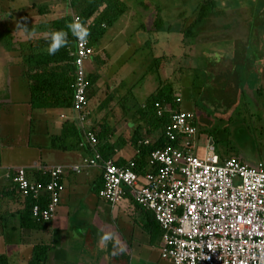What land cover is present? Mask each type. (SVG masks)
Returning a JSON list of instances; mask_svg holds the SVG:
<instances>
[{
    "label": "crops",
    "instance_id": "crops-1",
    "mask_svg": "<svg viewBox=\"0 0 264 264\" xmlns=\"http://www.w3.org/2000/svg\"><path fill=\"white\" fill-rule=\"evenodd\" d=\"M125 2V0H123ZM202 0H195L193 2V6L189 13L184 16V5L187 0H180L179 3L181 4L179 9H181V13L179 14L180 26L177 29L178 33V41L180 42V47L185 46L188 48L187 53H192L193 47H196L199 43L196 42L198 36L203 33L205 28V23L197 26L195 36L192 39L191 43L183 44L182 42V34L180 32L183 29V26L190 23L196 14V9L198 4ZM127 5L126 14H128V18L133 17L137 14L142 13L141 9L149 10L147 14L142 15L144 22L138 24L137 27L133 29L134 34L136 35L137 39H144L143 41L139 42V44L147 45V43L155 45V48L159 47L161 50L166 47V43L169 42V39H172L170 34L171 24L169 21L166 20V16H163L165 12H167L165 6L163 10H160L156 7H151L148 0H134L125 2ZM218 4V3H217ZM45 6V12H38L36 9L38 6ZM219 7H217L218 9ZM17 11L12 12V11ZM183 10V11H182ZM179 11V12H180ZM12 12V13H10ZM71 8L69 5V0H63V3L60 0H55L54 2L47 3L43 2L41 4H37V2H31L27 4H19L17 0H0V138L2 139L3 136L7 138H12V134H21V137L26 138V144L29 145L30 134H34V141L33 144L36 146H44L52 150V160L49 162L41 161V160H30L27 162H22L20 164H3L0 166V169L5 171L3 175L0 177V208H3L2 211V218L4 221H8L9 218L14 219L15 224L19 226V236L20 242H15L11 239L10 236L6 238L1 234L2 230H0V248L4 247V249L0 250V252H4L7 254V247L14 246L16 249L15 258H23V260L30 255V251L32 246L34 245L31 242V238L33 237V233L36 239L40 238L39 232L43 230L48 231L47 236L53 237L54 232H56L54 222L56 220V213L58 208L60 212L62 211V204L60 202L62 192L65 189V180L66 178L69 180L70 175H75L73 173L66 174L62 179L63 190L59 196V203L56 207L54 218L49 221L48 223L44 224L42 227L38 229H29V228H22L19 225V210L22 209V197L18 196L14 190H12V183L10 180V171L12 167L15 166H30L34 164H46V165H54V164H65V163H73L80 161L83 157L88 155V145L81 146L71 144V148H66L68 144L64 145L62 149H56L51 147V137L55 135H59L63 132V127L65 125H69L71 121L75 122V113L70 107H64L60 105L61 101L66 102L64 97L68 96L69 85L74 78V66L72 64L71 59V49L73 48L74 43L70 42L68 46L63 47L53 55L47 61H40L38 63L35 62L34 56V49L35 48V41L39 40H48V32L47 30L40 31V32H33L31 31V27L36 26H44L49 27L47 23L51 24V21H55L56 19L65 17L67 15H71ZM124 12V13H125ZM123 13V14H124ZM154 14L153 17L150 15ZM122 14V15H123ZM18 23L27 27L29 29L28 32L23 31L22 29L18 30L19 33H15L12 30L13 24H11V20L13 16ZM121 15V16H122ZM161 16L163 19V29L160 32L154 30L153 27V20L156 16ZM120 16V17H121ZM213 17L212 15L209 17L208 21L212 22L214 20L210 19ZM149 18H151L149 20ZM207 21V22H208ZM216 22V21H215ZM186 23V24H185ZM59 25V26H58ZM57 26L60 27L59 30L67 31V27H64V22L60 21V23L52 24L50 30L51 31H58ZM52 27H56L52 29ZM18 28H20L18 26ZM211 32H215L216 27L209 28ZM105 32V31H104ZM103 32V34H104ZM260 32V33H259ZM258 32V30H254L252 33H248L245 39H252L253 40L258 35L264 36L263 27ZM97 40L93 45V55L90 57L89 60L85 62V71L86 74H98L97 80L93 84V88L95 92H98L103 87L109 86V91L105 94V96L109 93H114V96L109 101L107 107L103 108L107 110L105 114H103L100 118L93 119V122H89L87 118L86 126L96 123L98 119H101L105 116V120H108V115L113 112V106L115 103L117 105L123 106V95H120L118 92V83H112L110 81L111 78L114 77L115 74L106 77L105 73L101 70V67L105 66L107 62H109V54L106 51V47H100V40L103 36ZM145 38H144V37ZM180 36V37H179ZM254 36V37H252ZM230 37V36H228ZM261 42L264 40L261 38ZM249 41V40H248ZM158 43H161L157 45ZM165 43V44H163ZM249 45V42H247ZM250 43V44H251ZM196 44V45H195ZM256 45H253L255 48ZM46 48V47H45ZM135 49V47H134ZM259 51V50H258ZM260 53V52H259ZM157 56H162L163 60L158 67L159 70H163L161 65L167 61L170 56L164 55V52L157 53ZM206 54V53H205ZM156 55V54H155ZM154 57V56H153ZM152 57V58H153ZM214 57V56H213ZM44 57L43 59H46ZM261 60V57H259ZM223 59L216 58L214 61H209L207 66V71H210V74L213 76L212 80H217L216 87H219V81H225L223 84L226 87L228 81L232 83L233 86V79H225V75L227 73L231 74L235 69L234 63L232 62L231 58L229 67L223 71L218 69H223L222 67H217L216 65H227L223 63L221 60ZM152 60V59H151ZM91 62L92 67L96 65L94 70L87 68V63ZM261 62V61H259ZM169 65V63H168ZM245 70H250V74L254 76L259 81V86L261 82L264 81V62L263 64H258L254 66L253 64H249L243 66ZM172 65H169V74L166 78L170 77V73L172 72ZM192 69L196 70L195 66ZM218 70V72H212L213 70ZM197 71V70H196ZM206 71V72H207ZM254 71V72H253ZM161 72V71H160ZM158 78H160L161 74L158 73ZM166 76V75H165ZM122 84V81L120 82ZM32 86L36 88L33 90ZM255 87H258L255 85ZM264 88V84L261 86ZM250 92V96H256L257 92L255 90H248ZM110 94V95H111ZM104 96V98H105ZM178 98L179 96L176 95ZM38 104L33 102V98ZM36 97V99H35ZM103 98V99H104ZM90 99V98H89ZM87 100V112L89 116V109H88V101ZM102 99V100H103ZM101 100V101H102ZM255 101L257 99L255 98ZM100 103V102H99ZM98 103V104H99ZM111 104L112 110H111ZM98 106V105H97ZM96 109H98L96 107ZM127 114L120 117L119 114L111 115L113 121L109 123L112 127L111 135L108 138L109 143L115 144L116 146L113 149L112 158L114 160L117 159H124L129 160L135 153V149L133 148L132 144L129 141V137L134 131L135 127L140 124V131L143 135H148V137H143L144 140L151 141L157 135H154L156 132H150L145 134V128L141 125V121H138V115L133 113L134 110H129ZM115 117V118H114ZM38 120V124L40 127H32L33 121ZM129 120V121H128ZM132 120V121H130ZM143 124V123H142ZM22 126L25 127L23 132L12 130L13 127ZM139 127V126H138ZM25 133V134H24ZM39 136H42L41 138ZM45 138V142H44ZM118 138H123L124 140H119ZM19 140V139H18ZM69 141V140H67ZM23 144L24 142L20 140ZM66 142V141H65ZM123 142L122 146H118ZM68 143V142H67ZM85 143V142H84ZM11 148H14L9 146ZM90 149V148H89ZM192 152V151H191ZM90 153V152H89ZM193 153V152H192ZM219 155V154H218ZM220 157V156H219ZM227 157H220V159H224ZM264 164V161H262ZM97 173L94 174V177L90 179L87 178V184L90 183V187L98 184L100 179H97L101 173V169L95 167ZM87 171V170H86ZM88 176V172H86ZM68 176V177H67ZM90 180V181H89ZM7 181V182H6ZM76 183V182H75ZM73 183V184H75ZM77 184L74 188H70L68 193L64 196L63 204L68 205L70 204L75 197L78 195L77 193ZM92 190V188H90ZM93 192V191H92ZM94 193V192H93ZM90 192H87L85 196L82 198V211L80 218L75 221L72 220V224L70 229L72 230L74 227L76 230V236L78 238H83L84 241L82 245H79V248L75 251L74 248L76 243L74 241H68L67 235L65 231H60L63 228H66L69 225V215L70 212H66L67 218L63 215L57 217L56 224L57 228H59V233L57 236V246H53V248L49 251L48 257V264H140V263H149L150 262V248L147 246H151L155 241L159 243V250H160V229L157 226V223L154 220V217L150 211H147L138 205H136L133 199L129 195L123 196L119 202L111 206L106 201L102 200L97 196L94 199ZM93 204L95 205L93 207ZM69 206V205H68ZM95 209L96 216L91 217V211ZM90 211V212H89ZM89 217H88V216ZM101 215V216H100ZM123 215H127L134 221L131 225L128 222V219L122 218ZM88 218H87V217ZM0 218V222L2 220ZM117 221L118 225L116 230L119 228L118 236L115 237L112 235V239L105 244L104 249H99L100 243V236L104 233L114 234L113 228H110L106 225V220ZM53 222V225L51 224ZM140 224V228L142 229V234L145 232V235L140 234L137 230H135L134 225ZM83 224V229L82 225ZM65 226V227H64ZM82 229V232L78 230V228ZM0 228L1 227L0 225ZM94 236V238H90ZM42 237V236H41ZM141 239L145 240V243L141 241ZM26 245V246H25ZM103 256L106 257L103 258ZM161 258V257H160ZM165 261V264H172L170 261L161 258ZM27 260V259H26ZM27 262V261H26ZM159 263V262H158Z\"/></svg>",
    "mask_w": 264,
    "mask_h": 264
},
{
    "label": "rangeland",
    "instance_id": "rangeland-1",
    "mask_svg": "<svg viewBox=\"0 0 264 264\" xmlns=\"http://www.w3.org/2000/svg\"><path fill=\"white\" fill-rule=\"evenodd\" d=\"M34 1L37 2V4H41L43 2L51 3L55 0H17L19 4H27ZM60 1L63 3V0ZM129 1L134 0H125L126 3ZM179 1L180 0H148L150 6L158 8L160 12L163 10L164 5H166L165 8L167 12H165L163 16H166V20L171 24L172 30H170V34L172 39H169V42L166 43V47L162 50L159 47L155 48V45L150 43H147V45L139 44V42L144 39H137L136 35H133V29L137 27L138 24L144 22L142 15L149 12V10H144V8L141 9L142 13L130 18H128V14L125 12L112 25L105 29L100 40V47H106L110 60L105 66L101 67V70L105 73L106 77L115 74L110 81L112 83H118V92L124 97L122 100L124 107H122V104H111L115 107L113 108V112L108 115L107 121L109 123L113 121L111 115L115 116L119 114L121 117L125 108L129 110L139 109L145 98L159 85L157 74L160 73V78L164 80L170 72L169 65H172V72L168 79L173 83L175 95L179 96L181 109L192 111L198 108V110L207 114L210 118L209 124L205 122H198L196 124L197 133L194 136L184 138V141L188 143V149L198 157H203L206 153H215L223 155L224 157L236 155L241 161L249 165H253L258 161H264V110L259 109L264 104V94H262V96L256 95L253 97L250 96V92L247 91L249 94L245 97L246 99L242 97L241 101H237V95L234 92L232 83L228 81L225 87L223 85L225 81L221 80L218 82L219 87H216L217 82L215 81L217 80H212L213 76L210 74V71H207L209 61H214L215 58L217 61V58L220 59L223 57L221 61L227 65H216V68H223L218 70L223 71L229 67L230 60L227 59V57L231 58L234 63L233 58L237 55L242 56L244 54L248 59L251 58L245 65L253 64L256 66L260 63L263 64L264 42H261V38L264 40V36L258 35L259 37L255 38L252 43V39L250 38L249 44L251 43V45H247L248 43L245 38L248 33H252L254 30H258L259 32L262 27L264 31V0H217L219 9H216L217 13L213 14V17L210 18L214 21L205 23L206 30L198 36L196 42L198 41L197 43L199 44L193 47L192 53L190 54L187 53L188 48L185 46L180 47V40L178 41L177 29L181 22L178 20L179 14L181 13V9H179L181 4ZM192 1L195 2V0H187V2H185L183 7L185 11L184 16L191 10L193 6ZM12 12L17 13L16 10ZM153 15L152 13L150 17H153ZM150 19L151 18H149V20ZM15 20L16 18L14 15L10 25L13 24L12 30L15 33H19L18 30L21 29L18 28L19 19L17 21ZM212 27H216L215 32H211V29L209 30V28ZM159 44L161 43L157 45ZM253 45H256L255 48ZM162 51L164 55H168L170 58L161 65L163 70L158 69L155 73L148 67L150 66L152 57L157 56V53H162ZM259 57H261V60ZM95 66L96 65H93L94 69H96ZM194 66L197 71L192 69ZM93 67L91 62L87 63V68L94 70ZM218 70H213L212 72H218ZM248 74H250V70L243 71V76ZM231 75L232 74L227 73L224 78L230 79ZM245 78L246 77H244V80ZM121 81L122 84H120ZM263 84L264 81L261 82L260 87ZM256 85L259 86V81H257ZM108 91L109 86L103 87L90 97L88 101L89 122H93V119L100 118L107 112L105 109L99 110L96 109V107ZM255 98L257 101H255ZM229 117L230 119H228ZM32 121L33 129L34 126L40 127L38 120L35 122L34 120ZM25 127L15 126L12 130L23 132L22 130H24ZM21 134H12V138H7L6 136H3L2 139L0 138V166L3 164H20L30 160L49 162L53 159L52 150L44 146H36L33 144L34 134H30L29 145L26 144V138H22ZM157 134L158 132L154 133V135ZM39 137L41 138L42 136ZM143 137H148V135H143ZM20 140L24 143L22 144ZM58 142H60L59 139H56V143ZM11 145L14 148L9 147ZM4 172L5 171L0 169V177ZM86 172H88V176ZM95 173H97V170H95V168H90L87 169V171L83 170L81 173L70 175L69 180L66 178L65 189L62 192L60 200L63 208L61 212L58 208L56 213L57 220L60 213V215L66 217V212H70L69 225L60 231L66 232L68 241H74L76 243L74 248L75 251L79 248V245H82L84 239L78 238V236L75 235V227L71 230L70 226L73 219L77 221L81 216V202L83 196H85L87 192H90V195L96 199L95 194L90 189L91 181L89 180L90 183L88 184L86 181L89 177L90 179L93 178ZM76 184L78 185L76 189L78 195L68 204L69 206L63 204L64 196L68 193L70 188H74ZM94 206L93 204V207ZM2 211L3 208L1 207L0 218H2ZM90 213L91 217L95 215L97 218L95 209ZM122 218H125V220L128 219L131 225L134 223L127 215H123ZM56 220L54 225L53 222L51 223L56 229L52 238H48L46 234L48 231L42 229V231L39 232L40 238L36 239L33 233V237L30 239L31 242L33 244L42 242L57 246L59 228L56 227ZM0 225L3 227L0 228V230H2L1 234L5 238L10 236L15 242H20L18 238L20 235L19 226L15 224L14 219L9 218L6 222L2 218ZM106 225L113 228L114 234L111 235L117 237L119 232V228L116 230L118 225L117 221H112L111 219L106 220ZM81 226L83 229V224ZM134 227L135 230L142 234L140 224L137 223ZM82 229L78 228L80 232H82ZM142 235H145V232H143ZM90 238H94V236L91 235ZM141 241L145 243L144 239H141ZM145 245L147 248H150V262L140 264H165V261L160 258L159 243L157 241L150 247L147 246V244ZM98 246L100 250H103L105 244H99ZM1 249L3 250L4 247H1L0 250ZM15 252L16 249L14 246L7 247L8 264H26L29 255L26 257L27 260H23V258L17 259L15 258ZM103 258L106 260L105 256H103ZM101 264H104V262Z\"/></svg>",
    "mask_w": 264,
    "mask_h": 264
},
{
    "label": "built area",
    "instance_id": "built-area-1",
    "mask_svg": "<svg viewBox=\"0 0 264 264\" xmlns=\"http://www.w3.org/2000/svg\"><path fill=\"white\" fill-rule=\"evenodd\" d=\"M74 21L89 31L90 20L83 22L71 14V22ZM70 54L75 71L72 110L84 129L88 114L85 62L93 55L89 36L86 42L74 38ZM162 108L170 110L168 105ZM161 112L159 107L157 113ZM83 131L90 154L80 161L9 169L15 193L36 201L31 215L37 222L48 223L54 218L66 174L97 167L103 181L99 198L114 206L129 195L136 205L152 213L160 229L161 258L172 264H264L262 161L249 165L234 156H196L184 141L197 133L194 113L190 111L172 113L164 129L168 141H179L182 148L170 144L152 150L150 170L142 174L135 171L131 160L117 165L113 158H104L94 133ZM34 173L47 180L36 179Z\"/></svg>",
    "mask_w": 264,
    "mask_h": 264
},
{
    "label": "trees",
    "instance_id": "trees-1",
    "mask_svg": "<svg viewBox=\"0 0 264 264\" xmlns=\"http://www.w3.org/2000/svg\"><path fill=\"white\" fill-rule=\"evenodd\" d=\"M217 3H218L217 0H202L198 4L194 19L187 25L183 26V29L180 30L182 34L183 44L191 43L192 39L195 36L197 26L206 23L211 15L217 13L216 9L217 7H219ZM69 5L72 10L71 14L79 16L81 21L83 22L90 20L91 24L89 26V44L91 45L92 48L94 43L97 40H99L105 29L108 26L112 25L127 9V5L123 0H69ZM36 10L42 13L46 11V7L39 5ZM60 21H63L64 27H66L68 24L72 23L71 15H67L65 17L56 19L53 22L51 21V24L47 23V25H49L51 28L52 24L60 23ZM163 24L164 23L161 16L158 15L154 18L153 27L155 31L157 32L162 31ZM58 26L57 29L59 30L60 27ZM50 28L35 25L34 27H31V31L40 32L48 29L47 32L49 36V33L52 32ZM55 28L56 27L54 28L52 27V29ZM248 40L246 39V42H249ZM68 41L69 42L67 46L69 45L70 42L74 43V38L71 36L70 33L68 35ZM34 45L36 49H34L33 57L35 58L36 63L40 61H47L53 56V55L49 56L46 54V52L43 51V49L47 46V40L43 39V40L35 41ZM62 50L63 47L61 48V51ZM44 57L47 58L43 59ZM233 59H234L235 69L231 73L232 74L231 77L233 79L234 92L237 95L236 100L241 101L242 97L245 98L246 96H248L247 94L249 93L245 89L248 90L253 89L257 92L256 95L262 96V94H264V88L260 86L255 87L258 79H256L252 75L243 76V71H245L243 66H246L245 65L246 62H249L251 58L248 59L244 54L242 56L237 55ZM162 60H163L162 56H154L148 68H150L151 71H154L156 73ZM244 77H246L245 80ZM97 78H98L97 73L87 75L88 99L95 93L93 84L97 80ZM73 82H74V78L69 85L68 96L64 97V100L66 99V102H62V101L60 102L61 103L60 105H63L64 107H70L71 109H72V97H73ZM158 82L159 85L155 88L153 92H151L145 98L142 106L139 109L133 111V113H136L138 115V121H141L143 123V124L141 123V125L144 126L145 128V134H148L150 132L152 133L155 131L158 132L157 136L154 137L151 141H149L148 144L141 143L144 140V138H143V134H141L140 131V124H138L139 127L138 126L135 127L134 131L129 137V141L132 144L133 148L135 149L134 155L129 160L135 163V171L139 174H142L150 170V167L148 165V159H149V154L152 150L157 148H163L166 145H170V144L182 148V145L179 144V141L170 142L164 136V129L170 121L171 114L182 110L180 107V100L179 101L177 100L178 97L175 95L173 83L171 80L159 79ZM35 88H36L35 86H32L33 90ZM110 94L111 93L107 94L105 98L102 101H100V103L97 106L99 110H102L103 108L108 106L109 101L114 96V93H112L111 95ZM32 98H33V102L38 103L34 100V97ZM38 104H42V103H38ZM156 104H158V106H156ZM167 105L170 109L169 111L164 110L162 108ZM112 107L113 106L111 105V110ZM159 107H161L162 109L161 114L157 113ZM195 108H196V104H195ZM259 109L264 110V104ZM123 111L125 115L127 114V112H130L128 108H125ZM183 111H190V110H183ZM190 112L194 113L195 125L198 122H205L206 124L207 123L209 124L210 118L208 117V115L202 113L200 110H198V108ZM87 118H88V114H87ZM228 119H230V117ZM74 121L75 122L71 121L69 125H65L63 127V132L61 134L51 137L52 148L62 149L66 144H68V146L65 147V149L69 147L71 148V144L73 146L81 144V146L84 147L86 143H84L85 138H84L83 130L86 129L94 133V136L96 138L97 148L100 151V153L103 155V157L112 158L111 156L113 153V149L116 146V142L115 144H112L109 143L108 141V138L112 132V127L105 120V116L99 119L96 123L89 125L88 127L85 125L84 129L76 122V120ZM56 139H59L60 142L56 143ZM119 140H124V139L118 138L117 142ZM122 145L123 142L120 145L118 144V146H122ZM87 149H88V154H90L89 146H87ZM219 156L223 157V155L220 154ZM231 156L237 157L236 155H229L228 157ZM127 161L128 160L125 161L124 159L114 160L115 164L117 165H122ZM34 175L36 179H42L43 181L47 180V177H40L37 173H34ZM97 179H100V181L98 182V184L92 186L91 188L92 191L96 193L98 196V191L99 189L102 188L103 185L101 173ZM22 203H23V207L21 210H19L20 227L29 228V229H35V228L38 229L42 227L44 224L37 222L34 219V217L31 215V208L34 205V203H36V201L31 198H22ZM52 248H53L52 245H48L42 242H38L34 244L32 246L26 264H48L47 262L49 257V251ZM0 264H8L7 254L4 252H0Z\"/></svg>",
    "mask_w": 264,
    "mask_h": 264
},
{
    "label": "clouds",
    "instance_id": "clouds-1",
    "mask_svg": "<svg viewBox=\"0 0 264 264\" xmlns=\"http://www.w3.org/2000/svg\"><path fill=\"white\" fill-rule=\"evenodd\" d=\"M19 27L25 31L28 32L29 29L21 24H19ZM67 31L65 30H58V31H52L49 33L48 40H47V46L43 49L44 52H46L47 55L52 56L55 55L62 47L67 46L68 44V35L69 33L75 40L80 42H86L89 31L86 27H84L83 24L80 22L74 21L67 26ZM112 239V235L109 233H104L100 236V243L101 244H107L109 240Z\"/></svg>",
    "mask_w": 264,
    "mask_h": 264
}]
</instances>
